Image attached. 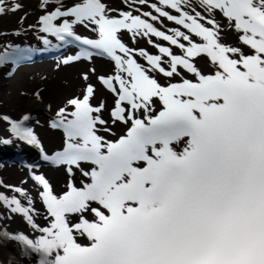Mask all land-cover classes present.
<instances>
[{"label":"snow or ice","instance_id":"6c2138e0","mask_svg":"<svg viewBox=\"0 0 264 264\" xmlns=\"http://www.w3.org/2000/svg\"><path fill=\"white\" fill-rule=\"evenodd\" d=\"M121 4L38 0L40 13L27 27L43 34L38 38L45 48H78L61 63L91 62L94 55L111 61L110 72L96 76L113 96L111 119L101 118L102 99L89 102L92 67L80 73L79 90L48 121L63 132V147L51 155L27 126L29 113L13 118L0 112L12 138L67 173L65 190L58 194L33 171L39 165H28L20 182L30 177L38 186L43 225L33 219L37 212L27 190L0 180L24 201L0 192V206L21 215L33 230L30 236L0 225V242L13 243L27 264H264V0ZM22 7L19 0H0V14ZM161 18L177 27L154 26L163 27ZM76 26L89 29L94 38L78 34ZM225 27L235 30L247 50L218 39ZM121 30L133 46L122 41ZM139 36L155 54L134 46ZM3 47L0 66L17 64L33 51L11 43ZM198 54L206 57L207 70L196 66ZM156 72L178 79L159 83L149 74ZM32 95L40 99V88ZM113 121L123 125L120 134H98L112 132ZM10 142L0 137V144ZM74 169L83 177L79 186L72 179ZM81 235L87 242L75 239Z\"/></svg>","mask_w":264,"mask_h":264},{"label":"bare ground","instance_id":"6f19581e","mask_svg":"<svg viewBox=\"0 0 264 264\" xmlns=\"http://www.w3.org/2000/svg\"><path fill=\"white\" fill-rule=\"evenodd\" d=\"M19 2L23 7L18 11L0 14V51H4L3 45L7 43L19 45L20 48L27 47L33 50H48L49 48H45L43 42L38 38L39 35L43 34H34L35 30L27 27L29 24H34L36 22L37 16L40 13V9L37 7L38 0H19ZM61 2L69 3V0H61ZM107 2L112 7L122 6L121 0H107ZM153 2H158V0H153ZM192 2L195 3L196 0H192ZM144 7L145 10H148L146 6ZM166 10L172 12V10ZM21 15L24 16L22 22L19 20ZM217 19L222 20L223 18L217 16ZM161 21L163 27H161V24L155 23L154 26L165 31L168 27H177L174 22H168L164 18H161ZM16 28L21 29L19 34H13V30ZM76 29L81 31L82 35L94 38V33L89 29H86L83 26H76ZM220 32L221 35L218 39H220L221 42L241 47L242 50H247L246 46H243L241 42L236 39L235 30L230 27H225L220 29ZM53 38L54 37L50 35L48 36V39H50L52 43H57ZM120 38L130 47L133 46V42L128 38L126 30L120 31ZM149 39L164 44L169 47L170 51L174 54L179 51L175 46L169 45L161 38L149 36ZM134 46L142 47L150 54H155L154 47L149 45L142 36L136 37ZM74 54V52L69 51L63 55L65 57L66 55ZM198 57V59L193 58L198 69L201 71L207 70L208 64L206 57L203 54H198ZM62 59L63 58H60V60L54 62L43 61L20 65L16 70L18 74L13 78H9L8 76L12 71L14 64L9 61L7 64L0 66V112H6L13 118H17L18 114L23 112L29 113L30 119L27 126L33 127L34 131L38 134L43 148L49 152L56 150L63 145V137L59 129H53L49 126L48 121L52 119L53 112L62 104L66 97L77 93L82 84L80 73L87 71L89 67L95 69V72L88 73L89 82L95 86L94 95L90 96L89 102L91 104H97L102 99L103 108L100 112L101 118L105 121L111 119L108 109L112 106L113 96L96 79L98 74H108L110 72L112 67L111 61L101 57H92L91 62L81 60L64 65L61 63ZM134 59H136L138 63H144L140 57H136L135 55ZM164 59L166 58L161 54L162 67L165 66L163 63ZM176 67L182 76L191 78V74L180 69L179 66ZM149 74L153 75L154 79L159 83L167 82L168 79H178L174 74L170 77H165L158 72ZM36 88H40V99H36V97L32 95ZM21 92L23 94H21ZM153 106H158V101L155 100V98H153ZM33 120H37V122L33 123ZM108 126L112 129V132L98 134H103L106 137L111 138L113 133L117 135L120 134L123 127L119 121H113V123ZM5 136L9 137L11 140L8 147L17 148L14 144L16 143V139L12 138L10 133H8L6 125L0 123V137ZM30 155L33 157L32 160L30 157V163H33L35 160V156H33L35 155V151L30 150ZM17 167L4 168L0 173V178L5 185H19L27 190L32 197V207L35 208L37 212V215H35L33 219L37 224L43 225L45 223V216L43 215L44 209L39 201L38 186L35 185L30 177L25 183L21 184L20 182L28 175L29 168L26 165L23 167ZM33 171L45 176L54 193L58 194L60 191L65 190L67 173L64 169L41 168L38 170L33 169ZM82 178L81 174L74 169L72 176L74 184L79 186V181ZM0 192H3L6 195H17L18 198L24 202L23 198L19 197L18 194L12 192L8 188L0 187ZM0 223L5 225L8 230L18 229L26 233L33 232V230L29 229L21 215L11 213L2 206H0ZM75 239L80 243L87 242V238L82 235L75 237ZM27 259L26 256H21L18 253L17 248L13 243L0 242V264H7V262H11V264H27Z\"/></svg>","mask_w":264,"mask_h":264},{"label":"rangeland","instance_id":"374dc122","mask_svg":"<svg viewBox=\"0 0 264 264\" xmlns=\"http://www.w3.org/2000/svg\"><path fill=\"white\" fill-rule=\"evenodd\" d=\"M16 75H17V74H16ZM16 75H15V76H16ZM11 81H12V80H11ZM11 167H12V168H15L14 166H11ZM5 168H6V167H5ZM7 168H8V167H7Z\"/></svg>","mask_w":264,"mask_h":264}]
</instances>
